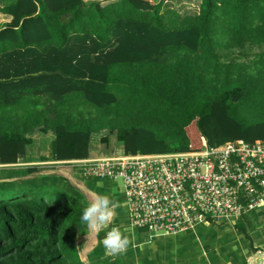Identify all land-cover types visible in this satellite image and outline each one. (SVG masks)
Returning a JSON list of instances; mask_svg holds the SVG:
<instances>
[{
  "label": "trees",
  "instance_id": "1",
  "mask_svg": "<svg viewBox=\"0 0 264 264\" xmlns=\"http://www.w3.org/2000/svg\"><path fill=\"white\" fill-rule=\"evenodd\" d=\"M198 1L191 14L160 0L1 5L0 164L33 129L53 134L61 161L87 158L100 130L130 154L264 142V0ZM20 192L0 200V264H83L79 200L50 185Z\"/></svg>",
  "mask_w": 264,
  "mask_h": 264
},
{
  "label": "built area",
  "instance_id": "2",
  "mask_svg": "<svg viewBox=\"0 0 264 264\" xmlns=\"http://www.w3.org/2000/svg\"><path fill=\"white\" fill-rule=\"evenodd\" d=\"M83 175L121 182L129 224L147 234L179 233L264 202V142L237 138L197 150L85 159ZM248 264H264L256 249Z\"/></svg>",
  "mask_w": 264,
  "mask_h": 264
},
{
  "label": "crops",
  "instance_id": "3",
  "mask_svg": "<svg viewBox=\"0 0 264 264\" xmlns=\"http://www.w3.org/2000/svg\"><path fill=\"white\" fill-rule=\"evenodd\" d=\"M11 1V0H9ZM9 1L4 2L0 0V6L7 4ZM84 3H89L92 1H99L100 4H105L114 0H82ZM157 1V0H155ZM166 1V0H165ZM171 1V7H177L180 4L186 5L183 8L190 10V12H196L198 8V0H173ZM188 1H196L195 4H187ZM181 8V7H180ZM176 9L177 11L180 10ZM191 14V13H186ZM10 16L0 12V28H2L8 21ZM104 131L92 133L89 137L88 143V157L80 160H53L50 152L51 140L53 134L50 131L40 132L37 129H33L31 132L26 134L29 138L28 144L25 145L24 153L17 157L16 162L13 164H0V185L5 184V186L12 185L17 189L22 191L32 190L35 187L50 185L63 192H68L74 197H76L80 204V211L77 219L75 220L72 236L76 246L77 254L79 259L83 264H118L120 260L116 257L117 255L107 254L105 248L103 247L102 241L106 233L112 227H119L125 234H129L135 228L130 226L129 219L127 225H122L118 223L117 212L116 215L106 226L99 230L90 229L85 223L82 222L81 216L84 207L90 203L91 199L95 194H108L112 199L119 202L120 206L125 204V198L123 194V189L121 185L116 186V181L110 180L108 178H96L91 176L83 175L80 166L85 159L96 158L103 155V153L109 152L107 146L109 147V142L104 144L101 142H106L102 139ZM33 132V133H32ZM32 134V137H31ZM121 149V144L118 143ZM119 150V149H117ZM20 180V182H17ZM113 184L115 185L113 187ZM115 189H117L116 192ZM121 191V192H120ZM126 206V205H125ZM261 206H264V202ZM260 206V207H261ZM127 208V207H126ZM128 214V211H127ZM129 218V217H128ZM234 218L232 221L238 219ZM141 234V233H139ZM161 235V234H160ZM264 235V234H263ZM262 241L253 244V248L259 249L262 246ZM138 244L136 251H140L141 248ZM134 249L133 247H130ZM125 252H130L128 249ZM172 253L171 250H168ZM123 253V252H122ZM121 253V254H122ZM141 253V252H140ZM180 262H176L180 264ZM124 260L120 262L123 264ZM134 264H168L164 258L148 256V259L133 260ZM174 263V262H173Z\"/></svg>",
  "mask_w": 264,
  "mask_h": 264
},
{
  "label": "rangeland",
  "instance_id": "4",
  "mask_svg": "<svg viewBox=\"0 0 264 264\" xmlns=\"http://www.w3.org/2000/svg\"><path fill=\"white\" fill-rule=\"evenodd\" d=\"M7 2L9 0H3ZM105 1V0H104ZM163 7H170V0H160ZM174 1V0H173ZM174 3H176L174 1ZM195 4L196 1H188L187 4ZM191 4V5H192ZM183 4L177 7L180 14L194 13L188 9H184ZM102 132L103 136L108 139L106 142L107 153H103L102 157L117 155L122 151L118 146L113 133ZM33 133V132H32ZM32 137V134H31ZM119 149V150H117ZM17 182H20L18 180ZM116 186L121 185L119 180H116ZM0 200L11 199L15 197L26 196L25 192H20L21 189H17L5 184L0 185ZM36 188L35 190H37ZM34 190V191H35ZM116 192L117 189H115ZM121 192V191H120ZM128 214L125 204L118 208L117 222L122 225H127ZM234 224H240L244 227V234L237 231L234 228ZM141 233V234H139ZM264 206L251 209L244 212L238 219L232 221L227 218L214 219L206 224H197L189 230H185L179 233L169 234H147L144 230L134 229L132 232L126 235H134L135 246H129L130 252L120 253L116 257L123 264H134L135 259H148V256L164 258L168 264H248L247 258L251 255L256 248H253V244H257L262 241L264 243ZM251 243V247L248 245ZM138 244L141 248L140 251H136ZM133 247L134 249L130 248ZM264 247V244L262 246ZM264 249V248H261ZM171 250L172 253H169ZM141 252V253H140ZM120 262L118 264H120ZM174 262V263H173Z\"/></svg>",
  "mask_w": 264,
  "mask_h": 264
},
{
  "label": "clouds",
  "instance_id": "5",
  "mask_svg": "<svg viewBox=\"0 0 264 264\" xmlns=\"http://www.w3.org/2000/svg\"><path fill=\"white\" fill-rule=\"evenodd\" d=\"M119 207V202L110 195L95 194L90 203L84 207L81 220L92 230L102 229L112 221ZM134 239V235H126L119 227H112L106 233L102 244L107 254L117 255L125 252L130 245L135 246Z\"/></svg>",
  "mask_w": 264,
  "mask_h": 264
}]
</instances>
